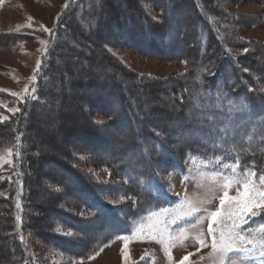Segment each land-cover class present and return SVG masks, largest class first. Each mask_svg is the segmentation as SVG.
Returning <instances> with one entry per match:
<instances>
[{
  "label": "trees",
  "instance_id": "trees-1",
  "mask_svg": "<svg viewBox=\"0 0 264 264\" xmlns=\"http://www.w3.org/2000/svg\"><path fill=\"white\" fill-rule=\"evenodd\" d=\"M91 1L94 0H79L74 6H71L69 2V8L59 15L58 22L60 20L62 22L69 10L72 13L70 18L83 13L84 6ZM151 1L160 13L159 22L153 21L139 5L130 7L131 9L135 7V16L127 15L120 10L116 16L118 21H111V18L115 16H106L101 21L95 33H101L103 28L110 26L113 22L116 24V32L106 34L100 39L99 45L104 58L123 76L127 78L128 75L136 89L146 90L145 88L152 84L162 85V90H167V93L162 91L157 96L162 98L167 96L166 98L171 102L175 101V97L171 95L173 89L178 91L181 97L179 100L186 108L185 113L188 115L183 120L188 130L196 129L198 133L202 131V135L197 134V136L200 135L201 138L212 141L216 149L215 154L222 153L234 161L237 157L239 163L260 165L258 168L261 169L264 166V83L261 85L260 80H264V68L259 70L256 65L260 61L261 53L264 52V43L252 41L249 44H234L228 41L227 37H232L231 35L238 37L236 27L240 24L264 25V0H253L263 6L262 15L259 18L231 12L223 6L224 0H166L167 5L166 3L163 5L162 0ZM230 1L232 5H239L244 0ZM251 19L253 21H249ZM80 28L81 26L69 24V32L66 29L60 30L57 37H52L47 53L43 56L37 71L32 93L29 91L25 96L21 111L11 114L4 121L0 119V150L8 145L14 147L16 171L11 184L5 185L2 182L0 185V241H10L12 245V248L5 251L0 249V264H34L30 246L26 241L27 234L61 249L71 245L79 246L81 235L77 225L89 224L90 221L92 222L90 219L92 217L79 218V215L67 211L65 206L77 208V210L81 206L87 207L92 212V216H96L99 224L97 227L92 226L90 230L97 235L103 232V236L100 234L101 237L98 236L92 240L91 248L86 245L85 251L81 255L78 254L83 258L94 254L101 243L109 241L118 231L127 230L125 223L127 215L121 216L118 210L127 207V204L111 205L103 198V193L114 194L113 188L100 185L93 181L90 175L82 174L73 166L77 164V158L75 161L74 155L77 151L111 154L113 145L107 141L106 128L89 118V108H98L110 117L111 129L117 135L116 146L114 145L117 149L122 150L124 146L132 150L137 148L138 154L125 159L128 162L140 166L143 157L147 158L150 146L153 147L156 157L165 152L163 149L167 145L166 142L158 140L159 138L150 130L149 124L144 123L146 121L144 117L141 118L138 115L136 111L139 108L131 100L135 93L126 89L125 82L111 81L112 88H108L99 86L102 85L100 83L102 78L97 79L94 78L95 76L88 80L78 78L77 81L86 92L94 87L98 90L91 97L83 98L82 110L87 118L83 124L79 123V127L85 126L87 129L81 135L92 133V139L97 144H78L83 147H72L57 155L49 154L51 156L43 154L37 147L30 144L31 140L27 132L34 128L30 119L37 113L39 106L45 104L44 97L48 87L46 80L51 77V69L56 67L55 59L64 57L65 54L61 51L69 46L64 36L69 33L74 41L76 32ZM118 34L122 36L121 42L125 47L137 50L146 57L183 61L186 64V72L175 79L160 83L159 81L148 82L139 76H130L126 69L117 65L116 60L109 56L105 47L119 44L117 43L120 41L119 37H116ZM25 37L0 33V40L3 41H0V48H5L15 40L19 41ZM8 38L12 40L8 42ZM82 38L86 40L87 35ZM91 44L95 46V43ZM231 49H247V51L242 56H234ZM97 103L104 104L97 106ZM226 124L229 126L227 136L216 135L217 130L224 128ZM143 125L146 126L143 127ZM237 135L239 137L235 139ZM145 138L147 140L142 142ZM191 151L194 152L187 145L186 153ZM43 157H48L56 170L50 176L46 174V168L43 165L37 168L39 159ZM105 158L109 164L114 165L115 156ZM171 168L178 169L176 164ZM119 172L131 182H143L145 179V184L149 183L156 187L157 180L152 170L149 171L147 178L145 174H136L132 169H127V173L119 169ZM34 176L41 181L40 190L45 191L53 199L47 202V207L51 213L53 211L54 221L49 222L45 228L40 225L48 217L45 207L41 215L38 210L31 212L35 205L32 194L34 193L33 185L37 179H34ZM54 181L63 185V190L72 188L76 193L75 201L67 199L62 194L63 191L51 187ZM127 191L129 193L130 190L127 189ZM148 193L152 195L153 191L148 190ZM37 205L40 204H36L35 207ZM137 213L132 216L136 217L142 212ZM59 226L76 229L77 231H74L77 236L72 239L60 235L55 231Z\"/></svg>",
  "mask_w": 264,
  "mask_h": 264
},
{
  "label": "rangeland",
  "instance_id": "rangeland-1",
  "mask_svg": "<svg viewBox=\"0 0 264 264\" xmlns=\"http://www.w3.org/2000/svg\"><path fill=\"white\" fill-rule=\"evenodd\" d=\"M78 1L79 0H70L71 6H74V4L76 5ZM165 3L167 5V1L162 0V4L164 5ZM68 5L64 10L69 8ZM131 5L135 7L139 5L144 13L149 15L153 21L159 22L161 20L160 13L151 0H94L88 2L84 6V12L75 15L74 18H70L72 14L70 10L67 15L64 16L65 18L62 22H60L61 20L58 22V16L53 22L50 37L24 38L27 41L42 39L38 44L27 45L33 49L31 51L33 57H35L33 63L36 62V60L38 63L42 61L43 56L47 53L52 37H57L60 30L65 31L66 29L67 31L69 24H71V26H81L76 32V40L73 41L69 33L64 36V38L68 40L69 46L61 51L65 54L64 57L55 59L57 68L51 69V77L46 80L48 87L44 97L45 104L39 106L37 113L30 119L34 126V128L27 132L31 140L30 144L37 147L43 154L57 155L63 151H68L69 148L72 147H83L78 144H97V142H94L92 139V133L81 135V133L87 130L85 126H78L79 123L83 124V121L87 118V115L84 114L82 110L83 98L91 97L98 90L94 87L95 89L93 88L86 92L77 80L78 78L88 80L94 76V78L97 79L102 78V82H100L102 85L98 84L99 86L108 88H112L111 81H124L126 89L135 93L131 100L136 103L139 108V110L136 111L138 115H140L141 118L144 117L146 120L144 123L146 125L147 123L149 124L150 130L159 138L158 140L162 142L165 141L167 144L163 149V151H165L164 154L159 157L155 156L154 149L150 146V152L147 151V158L143 157L140 166H135L132 162L130 163L125 159L138 154L136 153L137 148L135 147V149L132 150L124 146L122 150L117 149L115 147L117 135L111 129L110 117L98 108L94 107L93 109H87L89 118L94 123L105 126L107 141L113 145L110 150L111 154L77 151V153L74 154L75 161L77 158V164L75 163L72 165L79 169L82 174L87 176L90 175L92 180L100 185L113 188L115 195L113 193H103V198L111 205L127 204V207L118 209L121 216H124V214L127 215V221L125 222L127 230L122 232L118 231L109 241L101 243V246L94 254L87 258H83L78 256V254L81 255V253L85 251L86 245L91 248L92 240L98 236L101 237L103 232L100 233L101 235H97L93 230H90L92 226L97 227L99 224L96 216H92V212L87 207L81 206L77 210V208L74 209L65 206L64 208L67 211L74 215H79V218L84 219L92 217L90 218L92 222L90 221L89 224L81 226L79 223L77 225L81 235L79 238L80 245H71L65 249H61L55 245L45 243L35 236L27 234L26 241L30 246L34 264H181V261H183V264H213L211 249L212 237L207 233L209 221L204 219L203 223H201L199 218L206 215L205 210L208 212L216 210L219 206L218 198L213 199L210 204H203L201 206V211L195 216L177 221L176 224L171 225L170 235L172 239L168 240L166 244L159 242L160 236L156 233L154 225L160 220L170 221L173 216L172 210L178 209L185 201L186 196L191 200H204L209 198L207 187L211 184L209 179L210 175L214 172L222 171L225 172V174H231L230 169H222V164L235 163L238 161V158L236 157L234 161L230 158L228 159L227 156L222 155V153L215 154L216 149L213 142L207 141L206 138H201L200 135L197 136V134L202 135V131L198 133L196 129H187L183 120L186 119L188 115L185 113L186 108L179 100L181 97L178 91L176 92V90L172 88L173 91L171 95L175 97V101L171 102L166 98L167 96L165 98L157 96L160 95L162 91L167 93V90H162V85L152 84L145 88L146 90L143 88L136 89L128 75L126 78L106 61L99 45L100 39L106 34L113 31L116 32V24H114V22L118 21L116 16H118L120 10L127 15H136L135 7L131 9ZM223 6L233 13H242L249 17L255 16L259 18L263 12V6L253 0H244L239 5H232L230 0H224ZM106 16H115L111 18V21L114 22L110 24V26L103 28L101 33H95V29L98 31L101 21ZM191 17H193L192 14ZM67 18L70 22L67 21ZM249 21L253 20L251 19ZM136 25L137 24H135V27H137ZM86 35L87 39L83 40L82 37ZM237 35L238 37H233V35H231L232 37H227L228 41L234 44H249L252 41L264 43V25L240 24L236 27V36ZM116 37H119L120 41L117 42L119 44L106 45V50L109 56L116 60L117 65L126 69L130 76H139L145 78L148 82L159 81L160 83L162 81L175 79L186 72V64L183 61L146 57L137 50L125 47L124 43L121 42L123 38H121L122 36L120 34ZM10 40L12 39H7L8 42ZM17 42L18 40H15L11 45H7L5 48H9L17 44ZM91 43H95V46ZM36 50L41 52V56ZM232 51L234 56H242L245 53V49H234ZM248 51L250 50L248 49ZM0 54L6 53L0 52ZM12 54H15V56L17 55L15 52ZM5 59L6 61L13 62L9 60L10 57L6 56ZM23 59L25 64H20L22 69H24V65L28 62L26 60H31L27 59V57H23ZM33 63L31 62L29 69L24 71V75L17 73V76L14 74L8 75L15 79V82L17 79L19 81L15 84H11L10 89L0 88V106H2L0 119H2V117H7L8 119L11 114H16L21 111V105H23L25 101L24 95L14 97L9 93L13 91L19 94L24 86H26V89L28 87L27 93L34 88L32 86L35 79L31 80V77L34 76L33 74L35 73V71L32 72ZM256 67L259 70L264 68V52L261 53L260 61L257 63ZM0 70L3 69L0 67ZM198 70H200V68H198ZM105 78H107V80H105ZM2 81L0 82V87H7V84L10 82L4 81V83ZM260 83L262 85L264 80H260ZM94 102L97 101L94 100ZM103 104L104 103H97V106ZM9 109H19V111L12 112L9 111ZM145 126L143 125V127ZM243 128L245 129V127ZM235 137V139H238L239 136L237 135ZM147 138L142 139V142H145ZM245 142L247 141L245 140ZM126 144L128 145V143ZM187 145L190 146L194 152L191 151L186 153ZM110 156H115L113 161L115 166L113 163H111L112 165L109 164L105 158ZM217 159L220 160V164L216 163ZM37 164H39L37 168H41L42 165L46 168V174L48 176L56 172L53 163L48 157L40 158ZM175 164L178 169L171 168L175 166ZM239 165V171H243L245 168L254 169L256 172V177L253 178L254 180L258 181L259 176L264 175V166L260 169L258 168L260 165L248 163L241 164V162ZM14 166V147L8 145L0 150V185L2 182H4L5 185L8 183L11 184V180L16 174ZM119 169L120 171L123 170L124 173H127V169H132L136 174H145L146 178L149 171L152 170L157 180L156 187L149 185V183L145 184V179L143 182H131L128 178L123 177L124 174L122 175ZM33 178L37 179L33 185V204L40 205L36 207L34 205L31 212L34 213L35 210H38L41 215L45 207V212L48 217L46 221L40 224L42 228H45L49 222L54 221L52 216L53 211L51 213L47 207V202L53 199H51L45 191L40 190L41 181L38 180V177L34 176ZM50 186L63 191L62 194H64L67 199L75 201L76 193L73 192L72 188L63 190L64 186L55 181ZM126 186H128V188ZM12 187L14 189V185ZM127 189L130 190L129 193ZM148 190H152L153 194H149ZM229 194L235 195V189H232ZM214 195L219 197L222 195V192L217 190ZM165 210L168 211L166 212ZM140 211L142 212L140 215L136 217L132 216L134 213H139ZM262 220H264V213H262L260 217L254 218L249 225H245V230L248 228L256 229L260 226ZM212 227L216 228L218 225L213 224ZM74 230L77 231L76 229ZM74 230L69 227L65 228V226H59L55 231L64 237L74 239V237L77 236ZM181 230H187V239L180 240L178 238ZM198 231H203L208 246L200 247L196 242L195 236ZM9 248H12L10 241H0V249L2 251ZM125 255L127 259H125ZM185 256L188 257L187 260H184Z\"/></svg>",
  "mask_w": 264,
  "mask_h": 264
},
{
  "label": "snow or ice",
  "instance_id": "snow-or-ice-1",
  "mask_svg": "<svg viewBox=\"0 0 264 264\" xmlns=\"http://www.w3.org/2000/svg\"><path fill=\"white\" fill-rule=\"evenodd\" d=\"M39 68L40 63L38 62L37 69ZM27 91L25 89L26 93ZM12 95L16 96L17 93H12ZM229 103L231 104V101ZM9 111L16 112L19 109H9ZM2 119L6 120L7 117H2ZM228 127L226 124L224 128L218 129L215 134L221 137L227 136ZM216 163L220 164V160L217 159ZM239 167L238 161L223 163L222 169H230L231 174H225L222 171L210 175L211 184L207 187L209 198L191 200L186 196L185 201L178 209L172 210L173 216L170 221H158L154 228L160 236L159 242L166 244L168 240L172 239L170 235L171 225L195 216L201 211L203 204H210L213 199L218 198L219 206L216 210L211 212L205 210L206 215L199 218L201 223L204 219L209 221L207 233L212 237L213 264H264V220L256 229L248 228L245 230L244 228L254 218L260 217L264 213V175H260L257 181L253 179L256 177L254 169L245 168L243 171H239ZM232 189H235V195L229 194ZM217 190L222 192L219 197L214 195ZM213 224L218 225V227L213 228ZM178 238L180 240L187 239V230H181ZM195 240L200 247L208 246L203 231H198ZM125 259H127L126 255ZM187 259L188 257L185 256L184 260Z\"/></svg>",
  "mask_w": 264,
  "mask_h": 264
},
{
  "label": "crops",
  "instance_id": "crops-1",
  "mask_svg": "<svg viewBox=\"0 0 264 264\" xmlns=\"http://www.w3.org/2000/svg\"><path fill=\"white\" fill-rule=\"evenodd\" d=\"M69 2L70 0H1L0 33H9L13 35H19L24 37L25 36L35 37V38L50 37L54 20L61 14L62 11H64V8L67 7ZM32 41L33 40L27 41L23 38V40L22 39L19 40L17 44L10 46L9 48H0V52L6 53V54H0V62H2L0 63V67L3 69L0 70V82L3 79L4 80L2 82L10 81L9 82L10 85L7 84L9 87L7 86L0 88L10 89L11 84H15L16 82H19L18 79L15 82L14 81L15 79H13L11 76L8 75L14 74L17 76V74H23L24 71H27L29 69V65L31 64V62L33 63L35 57H33V54L31 52L33 49H31L27 45L38 44L39 42L42 41V39H38L33 42ZM13 52L17 53V55L15 56V54H12ZM39 55L41 56V52H39ZM6 56L10 57L9 60H12L13 62L6 61L5 59ZM23 57H27V59H31V60H26L28 62L26 63V65H24L25 66L24 69H22V67L20 66L21 63L25 64V62L23 61L24 60ZM40 62L41 61H39V63ZM5 67L9 73L5 70ZM34 71L35 73L34 74L32 73L34 76L31 77V80L33 79V77H35V82H36V75L38 71L37 60L36 62L33 63L32 72ZM34 84L32 87H34ZM25 87L26 86L23 87L22 91L26 89ZM22 91H21L22 94L17 93L16 97H18L19 95L21 96L24 95L23 97H25L27 95L26 92H24L25 90L23 92ZM10 92H11L9 93L10 95H12V93H15L13 91Z\"/></svg>",
  "mask_w": 264,
  "mask_h": 264
},
{
  "label": "bare ground",
  "instance_id": "bare-ground-1",
  "mask_svg": "<svg viewBox=\"0 0 264 264\" xmlns=\"http://www.w3.org/2000/svg\"><path fill=\"white\" fill-rule=\"evenodd\" d=\"M79 126V125H78Z\"/></svg>",
  "mask_w": 264,
  "mask_h": 264
}]
</instances>
